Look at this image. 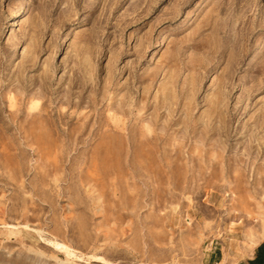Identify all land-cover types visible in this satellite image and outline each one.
<instances>
[{
    "label": "rangeland",
    "instance_id": "obj_1",
    "mask_svg": "<svg viewBox=\"0 0 264 264\" xmlns=\"http://www.w3.org/2000/svg\"><path fill=\"white\" fill-rule=\"evenodd\" d=\"M263 242L264 0H0V264Z\"/></svg>",
    "mask_w": 264,
    "mask_h": 264
},
{
    "label": "trees",
    "instance_id": "obj_2",
    "mask_svg": "<svg viewBox=\"0 0 264 264\" xmlns=\"http://www.w3.org/2000/svg\"><path fill=\"white\" fill-rule=\"evenodd\" d=\"M254 264H264V244L258 248Z\"/></svg>",
    "mask_w": 264,
    "mask_h": 264
},
{
    "label": "crops",
    "instance_id": "obj_3",
    "mask_svg": "<svg viewBox=\"0 0 264 264\" xmlns=\"http://www.w3.org/2000/svg\"><path fill=\"white\" fill-rule=\"evenodd\" d=\"M262 244H264V242L261 243V244L256 248V250L252 253L251 257H249V258H248V261L245 262L244 264H254V261H255V258H256V254H257V250H258V248H259ZM215 264H216V263H215Z\"/></svg>",
    "mask_w": 264,
    "mask_h": 264
}]
</instances>
